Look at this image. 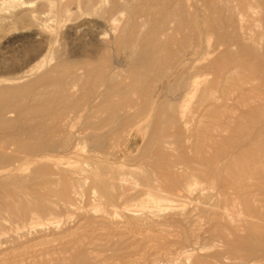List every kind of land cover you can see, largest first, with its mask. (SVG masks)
Returning a JSON list of instances; mask_svg holds the SVG:
<instances>
[{
	"label": "bare ground",
	"instance_id": "obj_1",
	"mask_svg": "<svg viewBox=\"0 0 264 264\" xmlns=\"http://www.w3.org/2000/svg\"><path fill=\"white\" fill-rule=\"evenodd\" d=\"M17 1L0 0V8L8 2L15 4ZM49 1L62 11L59 15L56 13V20L68 18L70 21L62 33L63 38L68 40L69 48L63 50L69 57L61 58L63 60L54 65L45 62L42 53L46 48L53 47L55 42L51 44L55 35L50 25L42 22L32 42L33 49L26 57L27 64L31 61L36 63L22 74L8 78L12 85L0 88V132L8 131V134L12 131L28 139V142L23 138L24 141H20L24 142L25 150L35 153L37 162L31 174L26 175L30 176L29 179L49 184L47 190L41 186L46 190V195L57 192L61 194L60 199H68L69 191L66 188L57 190L51 187L53 184L64 187L67 175H71L67 179L71 188L74 182L78 184L83 181L103 187L105 181L101 174L110 158L115 161L139 154H143L140 158L150 167L145 178L152 185L151 189L167 187L171 193H190L201 181L221 180L222 175L216 172L220 168L218 161L228 162L224 154L231 147L232 132L239 133L233 143L238 149L248 143L247 138L253 140V144L264 142V110L262 106L247 104L243 95V80L235 89L237 78L230 72L234 68L247 70L253 78L260 79V86L264 84V0H202L206 10L199 7V0ZM125 43L130 48L124 54L121 51ZM14 70L0 65V74ZM34 70L41 71L35 73ZM30 75L32 80L24 85L19 84ZM50 82L57 89L53 94L47 91L32 94L28 90L36 84ZM29 91L33 102L31 104L28 100L25 104ZM53 97L62 103L64 99L68 105L63 107L60 104L53 109L51 104L56 103ZM250 98L256 102L259 97ZM10 113L15 114L14 119L8 117ZM46 117L49 123L45 122ZM36 118L40 120L35 121ZM33 120L39 123L31 124ZM7 134L4 135L8 139L10 135ZM91 136L94 137L93 148H90L92 152L82 145V141ZM138 137L141 143L134 151L129 145ZM31 143L35 144L34 149ZM5 144L8 146L10 142ZM216 146L221 150L217 151ZM6 148L5 145L0 148V199H4L5 203L10 200L8 195L30 193L28 189H20V192L17 188H11L22 182L26 175L22 177V174L11 173V170L5 171L15 157L12 154L8 158L3 157ZM261 153L262 158L257 157L252 163L255 170L257 162L264 165V151ZM62 155L67 156L71 168L61 166ZM249 164L245 162L241 168L235 169L237 173L234 172L232 179L235 186V182L242 183L244 178H249L247 174L250 175L253 169ZM117 179L121 177L112 173L108 181ZM36 184L41 185L33 182L36 189ZM6 196L9 200L2 198ZM2 205L3 202L0 204V253L4 255L2 253L17 247L21 243L19 240H25L36 223L6 224L8 216L6 218V208ZM151 207H157L160 211L173 209L170 205L163 207L160 202L143 204L139 209H155ZM35 238L30 237L31 240ZM257 241L256 244H246L248 242L245 241L246 245L236 244L216 252L218 262L210 264H264V248H259ZM25 254H21V260L28 259L27 263L30 264L57 261L61 257L58 255V259L40 260L37 253L34 255L38 259ZM194 254L192 250L187 253V258H194ZM63 259L67 260L65 257Z\"/></svg>",
	"mask_w": 264,
	"mask_h": 264
},
{
	"label": "rangeland",
	"instance_id": "obj_2",
	"mask_svg": "<svg viewBox=\"0 0 264 264\" xmlns=\"http://www.w3.org/2000/svg\"><path fill=\"white\" fill-rule=\"evenodd\" d=\"M225 1L226 0H220L219 2ZM10 3L11 2H8L5 6L0 8V65L7 66V68L11 70H16L13 71L14 73L0 74V88L12 85L8 78L22 74L25 70H28V68L36 63V61H31L27 64L28 59L26 57L30 55L33 49L32 44L34 43L32 42L34 37L37 34L38 28L41 27L43 23L49 24L50 29L55 35V39L53 38L54 41H52L51 44L53 45L55 42L53 47L50 46V48H46L42 53L43 58L45 57V62L54 65L55 62L57 63L59 60L62 61L63 59L61 58L67 59V56L69 57V55H67V53L65 54V51L63 50L64 48L68 49L69 45L67 43L68 40L65 39V37L63 38L62 33L65 32L70 21L68 18L64 21L56 20V13L59 15V13L62 12L58 6L52 5L49 0H19L15 2V4L12 3L13 5ZM7 5L9 6L7 7ZM199 7H201L202 10H206L202 0H199ZM49 11L51 13H48ZM48 16L50 17L49 19L47 18ZM36 20L40 21L37 22ZM38 23L39 25H37ZM9 24L11 25L8 26ZM7 27H9V29ZM10 27L13 28L11 29ZM72 37L75 36L72 35ZM123 46L125 47L121 52L124 54L129 52V44L125 43ZM56 48L59 50H56ZM50 49L51 51H49ZM61 52L62 56L59 57ZM56 58L60 59L56 60ZM18 69L20 70L17 71ZM38 71L41 70H34L35 73ZM230 72L235 75V78H237L235 81V89L239 88L238 85L241 84L240 80H243L242 82L244 83L245 90L243 91V95L246 97L247 104L249 106H262L264 110V84L260 86V79L253 78V75L250 72L240 68H234ZM31 75L30 77H27L28 79L26 78L24 81H20L19 84L24 85L32 80L33 75ZM28 90H30L32 94L42 93L43 91L53 94L57 89L50 82L45 85L36 84L33 88ZM30 91L28 92L29 97L26 96L27 99L25 97V101H27L24 102L25 104L28 103V100L31 104L33 102L32 97H30ZM256 92L257 94H255ZM250 96L259 98L254 102ZM53 98L56 101V103L51 104L53 105V109H57L60 104H63V107L68 105L67 101H64V99H62V103L60 99ZM54 99H52L53 102H55ZM13 116H15L14 113H10V115L8 114L10 119L11 117L14 119ZM38 117L41 118V116ZM40 118H36L35 121L37 119L40 120ZM45 119L46 123L50 122L47 117ZM33 123L38 124L39 121L34 122L33 120L31 124ZM7 132L8 131L0 132V135L2 136H0V148L1 146L4 147V145L7 147L4 150L5 154L3 153V157L7 156L5 158H8L12 154L13 156L15 155L16 158L13 157V159L10 160L11 165H9V168H6L5 171H7V169L9 171L11 170V173L22 174V177H25L23 175H26L27 173L30 175L37 161L36 158H34L35 153L32 150H25L24 145H22V143H24L23 141L25 140L28 142V139L23 135H20L22 136L20 137L15 132L10 131V134H7ZM4 134H7L8 136L12 135L13 137L9 136L7 139ZM15 134L17 135L15 136ZM232 134L231 147L224 154L228 161H226L227 164L225 163V160L221 162L218 161L220 168H218L216 172L222 175L221 180L219 178L209 181H201L196 184L195 190L190 193H185L186 195L181 192L171 193L169 188H159L156 185L154 189H151L152 185L145 178L146 172L147 170H150V167L146 165L144 160H142L143 154L125 159L119 158L120 160L115 159V161L113 158H110L106 164V169H103L101 174L102 179L105 181L103 187L92 186L93 184L89 181H83L81 183L79 182V185L77 182H74L73 188H71V184L67 180L68 178H71V175H67V178H65L66 182L64 183V187L55 184L51 185L52 188H56L57 190L66 188V191H69V198L66 200L60 199L61 194L57 192L49 196L46 195V188L50 187V185L43 184L42 181L38 179L37 181L36 179H29L30 176L26 175V178L21 180L22 182H18L13 187L11 186V188H17L18 191H20V189L22 191L28 189L30 193H20L21 196L19 194V196L15 195L16 197L14 195L9 197L8 195L10 200L7 196L2 197L9 200L6 202L7 205L4 202V199H0V201L4 204L2 206L6 208L4 211L6 218L8 216L5 221L6 224L12 225L11 222H13V225H22L25 223L28 225L30 222H35L36 226L29 230L31 233L28 231L29 233L27 234L29 235L25 236L27 240H19L21 242H18L19 245L16 243L18 248L14 247V249H9L7 252L2 253L4 255H1L0 253V264H30L29 262L27 263L28 259L26 261L21 260V254L24 255L25 253L26 256L30 255L29 257L31 258L37 257L36 259H38L40 257V260L42 258H45L44 260H46V258L49 260L52 259V257L58 259L57 256H61L59 257V260H57L58 262L56 260H46L48 263L44 261V263L42 262L43 264H56V262L57 264H210V262H218L214 253L222 252L225 248L236 244H256V241L258 240L257 246H259V248H264V238H262L264 237V165L261 166L257 162L255 164L257 169L255 170L252 164L257 157L259 158L262 156L263 153L261 152L264 151V142L253 144V140L247 138L249 144L246 142L242 148L239 147L238 149L233 143L236 141L239 133L234 131ZM15 137L16 139H14ZM4 139H7L8 142H10L8 146L5 144V142L8 143L7 140L5 141ZM82 142L84 148L86 150L89 148L90 152H92L90 148H93L92 144L94 142V137L91 136L84 139ZM140 143L141 138L138 137L129 145V148H132L135 151ZM30 146L33 149L35 148L34 143H31ZM218 146H216L217 151H219L218 149L221 150V148H219L220 146ZM31 151L32 153L30 154ZM140 156L142 157L140 158ZM31 157H33V159H31ZM15 159L16 161L13 162ZM110 160L112 161L110 162ZM60 161L63 163L61 166H63L64 169L71 168L68 164L69 160L67 159V156H60ZM245 162L247 164L249 162V165L252 166L250 169H253L250 171V175L247 174L249 178H244L245 183L244 180L242 183L235 182L237 188L232 183V179L237 173L235 169L237 167L241 168L245 165ZM221 165H223V167H221ZM222 169L225 170L223 171ZM108 172L111 177L112 173H114L117 176H120L121 179H117L114 182L108 181L110 178ZM73 177L76 179V176L73 175ZM33 182L41 184H36L37 189L42 186L46 190L41 187L43 189L40 188L42 193H40L39 189L36 191V187L32 185ZM32 188H34L33 191ZM162 189L164 191H162ZM26 196L28 197L26 198ZM43 197L46 198L44 199ZM57 199L60 203L57 202ZM159 202L163 207L165 205H170L173 209L165 211H160L156 209L157 207H151L155 208L152 211H143V209H139L143 204L153 205ZM204 210L206 212H204ZM245 216L249 217L244 218ZM16 217L20 218L17 219ZM242 219H246L247 221H245L248 223L251 222L250 224H246ZM22 220L24 222H22ZM45 222H50V224ZM245 224L248 226L246 227ZM250 235L253 236L251 237ZM33 236L36 237L35 240L30 239V237L34 239ZM238 236L241 237V239ZM255 237H257V239ZM227 241L230 242L228 243ZM33 242L35 243L33 244ZM258 242H260V245ZM192 250L195 252L194 258H187V253L192 252ZM212 250L213 252L210 253L209 251ZM36 253L37 255L39 254V257L34 255ZM204 255L205 257L207 255L209 257L207 256L204 258ZM62 256L67 260L63 259ZM60 258L63 260H60ZM37 263L40 264L41 262Z\"/></svg>",
	"mask_w": 264,
	"mask_h": 264
}]
</instances>
